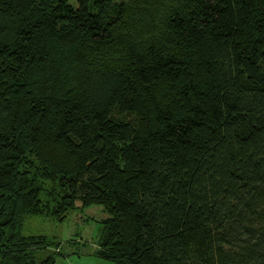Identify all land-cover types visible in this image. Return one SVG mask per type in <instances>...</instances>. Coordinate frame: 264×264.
Listing matches in <instances>:
<instances>
[{
    "label": "trees",
    "instance_id": "obj_1",
    "mask_svg": "<svg viewBox=\"0 0 264 264\" xmlns=\"http://www.w3.org/2000/svg\"><path fill=\"white\" fill-rule=\"evenodd\" d=\"M92 205L71 254L264 264V0H0V264Z\"/></svg>",
    "mask_w": 264,
    "mask_h": 264
},
{
    "label": "rangeland",
    "instance_id": "obj_2",
    "mask_svg": "<svg viewBox=\"0 0 264 264\" xmlns=\"http://www.w3.org/2000/svg\"><path fill=\"white\" fill-rule=\"evenodd\" d=\"M108 214L99 205L86 207L68 214L63 223L50 221L44 217H31L28 219L29 231L34 234L44 233L57 236L63 243V249L69 256L66 259L58 258L57 264H112L98 257L80 256L71 254L72 251H89L96 246L101 232L100 221ZM73 240L72 243H68Z\"/></svg>",
    "mask_w": 264,
    "mask_h": 264
},
{
    "label": "crops",
    "instance_id": "obj_3",
    "mask_svg": "<svg viewBox=\"0 0 264 264\" xmlns=\"http://www.w3.org/2000/svg\"><path fill=\"white\" fill-rule=\"evenodd\" d=\"M94 247H95V246H94ZM94 247H93V248H94ZM81 257H82V256H81ZM81 257H80V258H81Z\"/></svg>",
    "mask_w": 264,
    "mask_h": 264
}]
</instances>
